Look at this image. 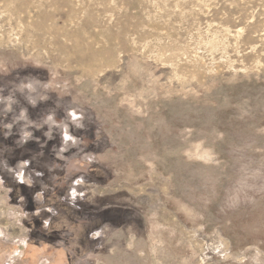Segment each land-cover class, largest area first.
Listing matches in <instances>:
<instances>
[{
  "label": "rangeland",
  "instance_id": "obj_1",
  "mask_svg": "<svg viewBox=\"0 0 264 264\" xmlns=\"http://www.w3.org/2000/svg\"><path fill=\"white\" fill-rule=\"evenodd\" d=\"M0 264H264V0H0Z\"/></svg>",
  "mask_w": 264,
  "mask_h": 264
}]
</instances>
